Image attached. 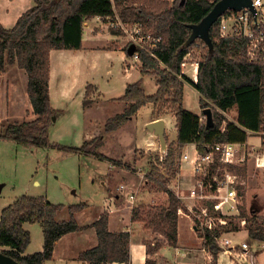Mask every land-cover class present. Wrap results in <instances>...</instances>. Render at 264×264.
Here are the masks:
<instances>
[{"label": "trees", "instance_id": "trees-1", "mask_svg": "<svg viewBox=\"0 0 264 264\" xmlns=\"http://www.w3.org/2000/svg\"><path fill=\"white\" fill-rule=\"evenodd\" d=\"M140 3L139 7L124 3ZM218 2V1H217ZM208 0H116L124 22H140L152 37L160 38L150 53L139 50L142 75H154L158 80L155 95H146L141 82L128 85L119 98L126 107L123 113L107 120L103 130L81 146H64L50 141L49 131L57 110L51 105L50 72L52 50H81L84 24L95 18L114 17L111 0H34L35 5L23 13L16 24L7 28L0 23V74L9 66L17 65L28 76V96L37 116L34 120L10 123L0 132V140L13 141L35 147H53L80 155H92L114 162L98 150L103 145V135L116 131L128 123L148 103L155 106L154 117L165 111L168 104L177 119L178 137L175 144H168L165 158L158 156L146 174L148 184L165 192L168 202L150 207L148 212L134 208L133 220L144 222L145 227L165 238L173 247L178 244L179 210L187 211L182 200L169 182L179 173L177 157L187 145L195 144L199 154H206L215 143L245 144L250 134L264 133V62H251L247 58V40L240 37H222L220 16L210 27L212 47L201 39L186 46L192 34V25L200 24L213 10L215 4ZM237 12V11H236ZM128 48V47H127ZM193 50L198 57V81L191 82L183 74V65ZM196 56V54H194ZM188 81L201 95L202 109H211L214 124L209 126L204 118L184 106V88ZM92 85L86 89L84 107L90 106ZM213 104L214 108L210 107ZM237 111V122L228 121L220 110ZM103 133V134H101ZM167 140V139H166ZM161 167L165 171L161 170ZM228 171L246 176V166L227 165ZM223 169V167H222ZM223 171L220 172L222 174ZM237 201L240 216L246 217L241 208L246 199L243 185H238ZM88 208L86 203L65 206L55 204L45 197L21 196L3 209L0 219V250L18 264H46L53 259L56 243L69 233L80 231L76 215ZM68 210L69 220L58 221V216ZM214 215H219L212 211ZM109 215L103 213L93 224L98 245L79 255L86 264H111L130 261L131 235L128 232L112 233L108 229ZM41 224L44 246L41 252L25 254L31 243V233L24 224ZM203 246L217 264L221 248L217 239L222 231L200 230ZM248 237L264 243V225L252 218ZM148 253L152 254L150 242ZM146 264H156L148 258Z\"/></svg>", "mask_w": 264, "mask_h": 264}, {"label": "rangeland", "instance_id": "rangeland-1", "mask_svg": "<svg viewBox=\"0 0 264 264\" xmlns=\"http://www.w3.org/2000/svg\"><path fill=\"white\" fill-rule=\"evenodd\" d=\"M11 26L8 28H11ZM119 30L120 33H123V35L127 37L126 46L129 47L133 44L127 34L123 30ZM130 30L133 31L134 27L132 26ZM193 51V57L200 56V51ZM194 54H196V56H194ZM248 55L252 58V54H249L247 50V58L249 59ZM132 58L134 57L132 56ZM96 59L100 60V67H98V69H96L97 66L92 65ZM91 60L92 67L84 64L80 69L79 77L84 80H90L91 82H94L97 79H101L103 81L108 61L103 57H93ZM195 61L198 60L196 59ZM140 62L141 61H138V63ZM256 62L263 63L264 61L259 57ZM4 73L5 75L2 79H0V132L10 123L31 121L37 117L33 113V107L27 92L28 87L24 84L26 83V81H24V77L27 74H20L17 72V68H13L11 66L7 67ZM191 81L193 80L191 79ZM185 83L190 85L188 81ZM14 85L16 88H14ZM55 92L56 91L53 89V106L62 108L65 111H61V114L58 112L56 117L53 118V123L49 131L50 141L64 146H81L86 139L84 136L89 133L87 130H80L76 125V117L80 115L82 100L79 101L76 99L69 104L68 102L62 103V99L59 97L58 100V94ZM93 92L94 88L91 89V101L92 98H95L94 102L104 99H97ZM197 94L200 96V99ZM197 94L193 92L192 94L190 92L186 94L187 105L191 109L197 110V103H199L201 108L200 116L204 118V109H202L200 104L201 95L198 91ZM121 102L125 103L124 101ZM168 106L170 105L168 104ZM168 106L165 111H161L158 114H164L163 116L170 114L175 115V113ZM210 107L214 108L213 104H210ZM100 108V110H102L104 107ZM117 110L118 106H110L106 114L113 115ZM100 113L105 115L103 110L100 111ZM220 113H222L228 121L238 123L236 120L237 113L235 111L230 110L223 112L220 110ZM98 124L100 125L99 121L96 122V125ZM143 132L147 139L151 136L147 129L143 130ZM250 135L251 136L248 139L247 146L235 147V159L238 161L235 165L240 167L246 166L247 168L246 176H238L237 179L238 185L244 186L246 194V199L241 205V208L246 213V217L240 216L239 209L236 216H231L227 219L228 223L222 227V232L226 235L236 236L238 241H244L249 244L250 248L246 251H242L241 254H239V257L242 256L243 253L245 255L247 254L248 263L253 264L255 252L262 247L263 243L252 241L247 234L249 232L250 225L252 224L253 217L258 219L260 224L264 225V133H252ZM113 136L118 137L106 138V140L108 139V141L105 142L106 146L104 145L103 136V147L101 151L106 157L110 155H114L113 157L116 156L115 158L117 159H115L114 162L118 161L117 163L120 164V167H125V169L117 168L118 173L112 169V164L110 162L92 155L80 156L74 152L65 151L59 148L35 147L18 144L13 141L0 140V185H4L2 193L0 194V215L4 208L14 203L21 196H43L52 203L63 204L65 206L86 203L90 206L88 212L93 215L95 208L99 205H103L109 192L113 195L118 193L120 194L121 192L119 189L121 185H132V183L136 194L135 203L131 204L132 207L137 206L136 209H141L142 212H148L150 207L165 205L166 202H164L161 198L155 200L156 202H150V198H152L153 194L150 193L149 190L145 189V184H147L145 181L147 179L146 174L150 169V165L157 162L156 158L158 156L161 158V155H166L167 149L166 152L162 151L159 141V143H157L159 148L157 147L155 149V153H146L143 150H134V144L129 143L127 140L126 142L121 141V136H123L121 132H118L117 134L115 133ZM94 138H91L88 141L90 142ZM166 139L167 148L168 144L176 143V140L170 141V138H168L167 135ZM149 145H151V142L147 141L146 147H149ZM183 150L184 148L177 157V161L179 163V173H177V175L170 180L169 186L172 187L173 191L177 193L179 192L181 197L180 199L188 211L187 214L191 216L194 221L193 224L197 225V227L201 230L199 223L194 217V212L192 213L187 205H189L196 212L204 208L211 210V201L185 198L190 196L191 189H193L196 185L198 175L195 176L193 168V170H191L192 179H188L187 184L180 186V181H183L180 177V170L182 167L181 155H183ZM187 153L189 152L187 151ZM225 166L226 165H222L223 168H225ZM161 170L165 171L162 167ZM210 171V176L207 177L206 180L208 184L211 183V179L213 180L216 174H218L219 179H222L221 177L224 172L222 174H220L221 171L217 173L214 167H212ZM184 173L186 175L190 174L187 171H184ZM141 174L143 176H140ZM149 186L151 188L154 187L152 184ZM126 195L129 196L128 194ZM126 198L128 199V197ZM188 200H191L192 202H188ZM184 212L186 213V211ZM67 215L69 217L68 211ZM83 219H85V217ZM141 225L145 227L144 222H141ZM27 228L31 233V243L27 250L30 253L41 252L44 246V233L42 226L38 223L29 224L27 225ZM199 232H197L198 234L195 241L189 240L190 246H188V250L191 249L189 250V253L192 258L194 255H203L201 254L203 253L201 251L203 245H201L200 240L202 237ZM162 239L163 238H161V240ZM86 242L87 241L82 239L81 242L68 246L69 251H67V247L63 248L62 246L56 252L53 260H51L48 264H66L65 258L85 245ZM235 245L237 250L239 244ZM166 247L167 248L163 249L164 256L174 262L175 251L172 248H169V246ZM237 252L240 253L239 251ZM152 257H154V255ZM186 257L188 256L186 255L185 258ZM239 257L237 258L239 259ZM200 263L214 264L212 258L211 262L206 261L205 263L204 260H197L196 264ZM186 264H188V262ZM236 264L239 263L237 262Z\"/></svg>", "mask_w": 264, "mask_h": 264}, {"label": "crops", "instance_id": "crops-1", "mask_svg": "<svg viewBox=\"0 0 264 264\" xmlns=\"http://www.w3.org/2000/svg\"><path fill=\"white\" fill-rule=\"evenodd\" d=\"M34 5V0H0V23L7 28L11 25L14 26L20 16L27 10L32 8ZM119 31V28L110 27V24L108 23V20L106 18L95 17L86 21L84 24L83 47L81 50H52L50 53L51 72L49 89L51 105L53 106V89L56 91L55 93L58 94L57 99L59 100V97L62 99V103L68 102L69 104L70 102L76 99L79 101L82 100L80 115L76 117V125L82 131H89V133L84 136L86 138L85 141H88L91 138L97 136L103 130V127L109 118L124 112L126 103H123L118 99L125 94L128 85L140 81L142 88L148 96L155 95L159 88L158 80L156 79V77L150 74L142 75V63H138L137 61H135L134 58L128 55L127 50L129 47L126 48L127 37ZM93 57H103L105 60L108 61V64H106L107 68L105 69V78L103 77V81L101 79H97L94 82H91L90 80H84L79 77L80 69L84 64H87L92 67L91 59ZM195 60L196 59L193 56L190 57V55H188L186 57L185 63L183 65V74L188 79L190 78V81L192 79L193 81L191 82L197 83L199 64L198 61ZM99 63L100 60L96 59L94 63H92V65L97 66L96 69H98V67H100ZM11 67L17 68V72L20 74L26 73L25 70L20 69L17 65H13ZM4 75L5 73L0 74V79H2ZM24 78V81H26V83L24 84L26 85V87H28V76L25 75ZM89 85L93 86V93L97 97V99H104L94 102L95 98H92L93 102L90 104V106L84 107L83 102L86 97V89ZM14 88H16V86ZM193 88L194 87L191 86V84L188 85L187 83H185L184 106L187 110L200 116L201 108L199 106V103H197V110H193L187 105L186 94L188 92H190L191 94L192 92L197 94V90ZM197 96L200 99V96L198 94ZM113 105L118 106V110L114 112L113 115L106 114L110 106ZM100 107H104L102 110L105 112L106 116L100 113V111H102L100 110ZM54 108L57 110V113L60 112V114L61 111H65L59 107ZM154 110L155 106L153 103H148L142 106L138 113L127 124L120 127L114 132L105 133L103 135L104 145L105 142L108 141V139L106 140V138H117L118 136H113V134L121 132L123 135L121 136V141L126 142L127 140L129 143H133L134 150H143L146 153H155V149L158 147L157 143H159V138L154 135L153 132L147 129V125L161 119L164 120L166 124L165 135L170 138V141L177 140L178 129L176 116L174 114L165 116L159 115L156 118L153 114ZM233 111L237 113L235 109H233ZM97 121H99L100 125H96ZM145 129H147L149 134L153 137L150 136L147 139L143 132V130ZM147 141L151 142V145H149V147H146ZM247 143L235 145L245 147L247 146ZM102 147L100 148L99 152L104 154L101 151ZM187 151L190 154L187 153ZM197 153L198 151L196 149L195 144L187 145L184 148L182 154L189 155V160L182 162L180 177L181 180L183 179V181H180V186H184L185 184H187L188 179H192L191 170H193V160L196 158ZM113 156L110 155L108 157L112 160L117 159L115 158L116 156ZM117 162L110 163L112 164V169H114L118 173L117 168L125 169V167H120V164ZM184 171H187L190 174L186 175ZM140 176L143 175L141 174ZM145 182L147 183V181ZM149 185L150 184L148 183L145 184V189L149 190V192L153 194L152 198H150V202H156L155 200L161 198L167 204L168 195L165 192H161L155 189L154 187L151 188ZM121 186H124L123 189L121 187L119 189L122 194L118 193L113 195L109 192L110 194L108 193V197L105 199L103 205H99L96 208L94 207L95 211L93 212V215L88 212V210L90 209V206L88 204V208L86 210L76 215V220L78 224L81 227L86 228L80 231L64 235L55 245L53 258L55 257V254L58 249L62 246L63 248L67 247V251H69L68 246L81 242V240L83 239L87 241L86 244L80 247L77 251L71 253V255H69L68 257H66L65 263L86 264L79 260V255L80 253L92 249L98 245V238L93 224L99 219V217L103 213L107 212L109 215L108 229L110 232H128L131 235L130 261L128 263L114 262L111 264H146L147 259L151 258L153 255L154 257H152L151 259H153L156 264H186L187 262L188 264H196L197 260H204V263L206 261L211 262L212 256L209 252L205 250L204 246L201 250L203 252L201 254H203L204 256L194 255L193 258L190 257L189 250L191 249L188 250V246H190L189 240L195 241V238L198 234L197 232H199L200 229L199 227H197V225L193 224L194 221L192 220L191 216L187 214L188 212H184L179 216L178 244L176 247H173L167 243L163 236L143 227L141 225V222L133 220V210L137 207H132L131 205L134 204L136 200V194L134 192L135 190L133 189L134 185L132 183V185L124 184ZM170 188L172 189L171 186ZM126 194H128L129 196H127ZM126 197H128V199ZM185 198L193 199L190 196H187ZM190 201L191 200H188V202ZM187 207L189 208V210L192 209L189 205H187ZM67 211V209L64 210L58 216V221L69 220ZM84 217L85 219H83ZM27 225L29 224H24V229L29 231ZM226 236L230 238L234 244L244 242L238 241V238L236 236ZM161 238H163L164 240H161ZM200 240L201 245H203V239L201 238ZM146 242L151 243L150 249L152 250V254L148 253V246L145 244ZM166 246H169V248H172L175 251L174 262L170 261L166 256H164L163 249L167 248ZM0 250H10V248L0 247ZM237 251H239L240 253H238ZM242 251L244 250H242L239 246L237 247V250L235 249V256L232 253L229 254L220 252L217 264H236L239 261L237 256H239ZM25 254L31 255L34 253H30L27 250ZM186 255L188 257L185 258ZM50 261H47L46 264H48ZM253 264H264V243L262 244V247L259 250H256Z\"/></svg>", "mask_w": 264, "mask_h": 264}, {"label": "built area", "instance_id": "built-area-1", "mask_svg": "<svg viewBox=\"0 0 264 264\" xmlns=\"http://www.w3.org/2000/svg\"><path fill=\"white\" fill-rule=\"evenodd\" d=\"M171 5L175 0H166ZM215 3L219 0H208ZM252 6L255 9V13L249 9L244 8L241 11H227L221 19L220 32L221 35L228 37H240L247 40V50L249 54H252V58L249 57V61L256 62L258 58L264 61V0H252ZM114 17L106 18L110 27L119 28L123 30L130 38L131 42L136 45V53L133 56L136 61L140 60L139 50L150 53L157 47L160 38L152 37L151 34L143 28V24L140 22H124L121 19V14L116 6V0H111ZM140 3H124V6L139 7ZM134 27L131 31L130 28ZM236 145L230 143H215L211 146V149L206 154L197 153L196 158L193 160L194 174L197 176L196 185L191 189L190 197L193 199L209 200L211 201V210L206 208L199 210L198 212L190 209L194 212V217L199 223L201 230L209 229L212 232L222 231V227L228 223L227 219L231 216L238 214L239 206L237 201V179L238 175L228 171L227 165L237 164L236 157ZM165 158V155H161V160ZM189 160V155L183 154L181 156V163ZM222 165H226L222 169ZM212 167L219 173L223 171L222 179H219L218 174L211 179V183H207V177L210 176V170ZM123 189L124 186H121ZM176 194L180 197L179 193ZM133 198V196H132ZM181 198V197H180ZM219 213V215H214ZM184 213L182 209L179 210V214ZM218 246L221 248V253H229L235 256L236 245L233 241L223 234L217 239ZM240 248L244 251L250 248L247 242L239 243ZM239 257V256H237ZM239 264H249L248 255L242 254L238 259Z\"/></svg>", "mask_w": 264, "mask_h": 264}, {"label": "water", "instance_id": "water-1", "mask_svg": "<svg viewBox=\"0 0 264 264\" xmlns=\"http://www.w3.org/2000/svg\"><path fill=\"white\" fill-rule=\"evenodd\" d=\"M252 0H219L211 13L197 25H192V34L188 39L186 46H190L197 39H201L212 47V40L209 34V29L211 25L220 17L223 16L227 11H241L244 8L251 9L254 13L256 12L252 6ZM128 55L131 57L136 53V45L131 44L127 50ZM203 113L207 117V123L209 126H213L214 120L211 109H204ZM147 129L154 133L159 138L162 151L166 152L167 140H166V124L164 120H157L147 125ZM3 185H0V194ZM0 264H18L11 257L0 252Z\"/></svg>", "mask_w": 264, "mask_h": 264}]
</instances>
